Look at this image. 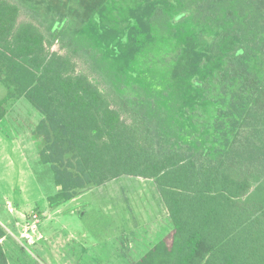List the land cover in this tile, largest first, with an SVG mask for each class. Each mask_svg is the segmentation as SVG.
<instances>
[{"label":"trees","instance_id":"16d2710c","mask_svg":"<svg viewBox=\"0 0 264 264\" xmlns=\"http://www.w3.org/2000/svg\"><path fill=\"white\" fill-rule=\"evenodd\" d=\"M18 1L51 32L0 0V123L21 99L42 116L51 207L153 180L173 231L133 264H264V0ZM67 32L108 65L117 99L50 51Z\"/></svg>","mask_w":264,"mask_h":264},{"label":"crops","instance_id":"0c3cea01","mask_svg":"<svg viewBox=\"0 0 264 264\" xmlns=\"http://www.w3.org/2000/svg\"><path fill=\"white\" fill-rule=\"evenodd\" d=\"M22 104L23 100H19L12 106L17 108ZM8 118L6 116L3 121L17 124L15 119L18 117ZM9 132L5 137L9 142V150L17 159L8 158L7 165L15 167L16 163L20 164L29 175L26 176L25 186L19 181V183L11 182L9 185L11 192L0 188V213H2L0 219H15V226L20 229V236L15 240L16 244L22 247L20 238L25 240L27 245L38 253V261L41 264H81L87 251L93 249L99 252L93 259L88 254V261H93L94 264H133L141 260L173 231V226L167 232L166 228H158L165 222L171 223V220L154 181L151 182L156 189L153 190L152 196L149 195L148 189L142 191L141 188L145 187L142 181H128L124 185L122 183L120 187L109 185L114 182L110 181L70 202L52 208L48 202L49 195L46 194L30 166L26 151L31 149L32 145L27 141L28 137L22 131L17 132L14 126ZM30 178L33 197L29 199L27 196L23 200L19 193L29 191ZM94 192L97 194L91 195ZM18 194L19 198H17ZM95 204L99 206V212L103 213V220L100 224H96V228L100 230L102 236H106L104 242L100 244L98 240L93 242L90 238L89 228L83 227L81 221L72 217L83 216L89 209H93ZM4 208L9 217L2 211ZM34 213L39 215L41 222L35 240L29 242L22 237V234L25 223ZM2 228L9 231L6 226ZM77 234L80 236L79 240H76ZM6 240L7 238H4L0 243L3 245ZM79 251L85 254L75 256ZM38 261L36 263L40 264Z\"/></svg>","mask_w":264,"mask_h":264},{"label":"rangeland","instance_id":"374dc122","mask_svg":"<svg viewBox=\"0 0 264 264\" xmlns=\"http://www.w3.org/2000/svg\"><path fill=\"white\" fill-rule=\"evenodd\" d=\"M9 1L20 6V23H34L42 30L44 34H46L48 37L50 36V25L45 22L39 14L25 7L18 0ZM74 34L76 33L74 32ZM74 34H70V32L62 34V37L58 41H55L52 46H50V51L57 52L61 55H69L75 62L77 67L76 70L79 74L89 76L91 81L96 84L110 100H114L115 98L117 99V92L120 91V87L114 84L116 81L110 76L108 65L104 62H101V60H98L96 53L88 52V43L85 41L86 38L76 36ZM70 35H72V38ZM6 94V87L0 85V99L5 97ZM21 100H23V104L17 108L12 106L13 103L11 104L7 115V117H9L8 119H11L10 117H18L15 119V123L17 124H11L7 120L0 123V188H4V191L6 192H11L9 186L11 182L19 183L20 181L22 186L27 185V183L24 184V182L26 181V176L29 174L27 172L25 173L23 166L17 163L15 167L7 165V163H9L8 158L13 157V159H17V157H15V155H13L9 150V142L5 137V134L12 129V126H14L17 132L22 131L28 137L27 141L32 145V148L26 151L28 153L30 166L32 167V170L35 173V176L38 178L40 184H42L43 188L45 189L46 194L51 195L55 192L53 173L50 166L43 165L39 161V147L42 143V138L36 137L34 134L36 126L42 120V116L29 102L24 99ZM113 181L114 182H111L109 185H116L118 187H120L122 183L124 185V183L128 181H142L143 185H145V187L141 188L142 191H146L148 189L149 195L151 196L153 195V190L156 189L154 186L155 182H151L153 180H146L144 178L134 176H123ZM31 183L32 180L30 178L28 183L29 191H27V193H19L23 200H25L27 196L29 199L33 197V190L30 186ZM143 193L144 192H142V194ZM19 194L17 198H19ZM96 194L97 192L91 193V195ZM13 195L17 196L16 194ZM98 207L99 206L95 204V207L93 209H89L88 213L84 214L83 216L73 215L72 217L77 221H81L83 227L85 226L87 229L89 228L90 238L93 239V242L98 240V243L100 244L104 242L106 236H102L100 230L96 228V224H100L103 220V213L99 212ZM2 211H4L5 215L9 217V214L6 212V208L2 209ZM1 214L2 213H0V217L2 218ZM15 224L16 221L13 218L0 219V226H6L9 229V231H5V238H7V240L5 244H3L8 262L10 260L9 264H37L36 261H38V253L33 247L28 246L25 240L21 238L20 241H22L23 248L16 244L15 240L20 236V229L16 227ZM160 227L162 229L166 228L167 232L171 230L172 225L170 221H168L160 225L158 228ZM76 236V240H79L80 236L78 234ZM84 254L85 252L79 251L75 254V256L79 257L80 255ZM88 254L93 259L99 254V252L95 249L89 252L87 251L81 264H94L93 261H88ZM38 262L41 264L40 261Z\"/></svg>","mask_w":264,"mask_h":264},{"label":"built area","instance_id":"2783aa9c","mask_svg":"<svg viewBox=\"0 0 264 264\" xmlns=\"http://www.w3.org/2000/svg\"><path fill=\"white\" fill-rule=\"evenodd\" d=\"M40 222L41 220L39 215L34 213L32 217L25 223L22 237L27 239L29 242L34 241L39 231Z\"/></svg>","mask_w":264,"mask_h":264}]
</instances>
